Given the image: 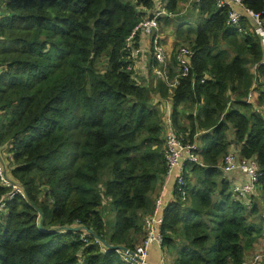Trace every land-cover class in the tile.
Listing matches in <instances>:
<instances>
[{"label":"trees","instance_id":"1","mask_svg":"<svg viewBox=\"0 0 264 264\" xmlns=\"http://www.w3.org/2000/svg\"><path fill=\"white\" fill-rule=\"evenodd\" d=\"M1 1L0 168L23 194L10 198L0 182V264H126L119 250L69 228L86 227L112 246L135 250L145 236L141 214L153 212L152 194L168 170L167 101L178 134L200 141L195 152L203 165L185 162V196L174 182L162 247L184 239L174 264H244L262 235L249 220L258 210L220 178L236 143L241 157L260 166L257 187L264 191L260 40L228 26V7L195 0L197 29L188 22L177 29L195 52L193 68L171 95L163 81L156 78L150 89L128 70L126 41L152 15L154 0ZM179 1L169 0L167 10L177 13ZM243 3L264 18V0ZM102 56L105 71L98 68ZM106 199L116 213L113 228L104 217Z\"/></svg>","mask_w":264,"mask_h":264},{"label":"built area","instance_id":"2","mask_svg":"<svg viewBox=\"0 0 264 264\" xmlns=\"http://www.w3.org/2000/svg\"><path fill=\"white\" fill-rule=\"evenodd\" d=\"M198 1V0H197ZM219 8L228 7L229 17L227 24L230 28L236 30L241 35L253 34L260 40L262 48V59L259 64L264 65V18L263 13H258L247 8L243 0H215ZM3 3L0 0V15ZM173 13L167 9L161 8L155 11L151 16L145 18L133 31L132 35L127 39L125 48L127 50V59L131 61L128 70L137 74L145 72L151 61L159 64L155 69L153 63V76L165 83L169 88L170 94H173L174 89L179 85L182 77H189L193 68L192 58L195 55L194 50L190 47L181 46L178 52L173 57V60H167L166 48L168 45L165 43L164 35L160 32V21L164 17H172ZM252 24V25H251ZM140 38H138V35ZM144 38L149 39V46L142 48L141 40ZM175 60V62H174ZM137 63H140V69L137 68ZM178 70H175V65ZM174 70L175 76H170V71ZM208 78V75L205 76ZM204 81V80H203ZM252 93L249 95L248 102H252ZM170 102L164 105L168 107ZM172 114H166L165 119V146L164 155L167 163L166 177H174L177 188L182 192L183 196L186 195L184 190L185 179V162L203 165L201 158L196 154L198 149L197 142H189L187 137L183 134H178L173 126ZM221 169L224 173H230L235 170L243 173L249 181L246 184H236L232 186L231 191L234 196L240 200L246 201L250 195L256 190V186L262 176L260 166L253 160L245 158L239 159L233 154L226 155ZM0 182L6 188H10L12 192L9 194L10 198L17 193L23 194L20 186L14 184L9 178L6 177L3 170L0 168ZM8 197V198H9ZM168 202L163 195L157 197L154 203L153 212L144 217V232L145 236L141 242L132 251L133 255L127 252L120 251L122 258L126 264H148L149 247L154 243H161L162 246V225L164 220L165 210ZM248 207L251 204L247 203ZM6 207L5 202L0 203V211ZM163 248V247H162ZM264 259V250L257 252L254 255L252 264L258 263ZM232 264V263H229Z\"/></svg>","mask_w":264,"mask_h":264},{"label":"rangeland","instance_id":"3","mask_svg":"<svg viewBox=\"0 0 264 264\" xmlns=\"http://www.w3.org/2000/svg\"><path fill=\"white\" fill-rule=\"evenodd\" d=\"M154 1H155V5H156L155 10H157V9L163 8L164 6L166 7L169 0H154ZM194 3H195V0H180L179 1V8L176 11L177 13H174V15H172V17H169V20H167L166 17H164L160 21V32L165 37V43L168 42L167 36H170L173 38V40L171 42L166 44V45H168V48H166V52H165L167 60H171V59L173 60V57L178 52L179 47H181V46H185V47H189V48L191 47L190 44L186 42V40H183L184 38L181 39L178 37L177 29L179 28L178 27L179 24L182 25V28H185V26H187L186 25L187 22L191 23V25L194 26L195 29H197L196 23H197V18H198V15H197L198 10L196 9V6L194 5ZM155 10H153V11H155ZM150 15L151 14L147 13L146 16H144V18H146L147 16H150ZM184 37H186V35ZM193 38H194V36L191 37L192 40H193ZM232 54H233V52H232ZM151 61L154 62L152 57H151ZM154 64H155V69H157L159 67V64H157L156 62H154ZM107 67H108V61H107L105 56H102V58L100 59V64L98 65V68L101 71H105L107 69ZM137 68L140 69V63H137ZM174 69L178 70L176 65H175ZM251 72L256 74L255 66L251 67ZM134 74L137 76V81H139L140 84L144 85L147 83L145 81V78L142 77L141 74H137V73H134ZM152 74L149 75V78L150 77L154 78V76ZM141 77H142V79H144V81L141 79ZM149 87H154L153 83L150 84ZM254 87H255V84L253 85V88ZM161 108H163V106ZM191 109H192V107H190L189 109H186V111L184 112V116H186V117L189 116L190 112L192 111ZM188 110H190V111H188ZM162 112H163V110H162ZM162 116H163V121H164V126H165V119H166L165 113H163ZM181 118L183 120H185L182 116H181ZM182 123L187 124V121H183ZM164 135H165V133H164ZM227 135H228V138L234 137L233 129H230L228 131ZM197 144L200 147V145H201L200 141L197 140ZM5 153L7 154L6 151H5ZM6 154H4V156H6ZM6 166L9 170L8 162H6ZM195 180H196V177L194 176L193 181H195ZM159 185H161V181H159V183H158V188H156V190H154L152 197H151L152 199L155 198V196L158 194ZM259 195H261L262 197H260ZM263 196H264V191L259 186L256 187V193L252 196V199H253V197H256L258 199V201H255V202H257V205H258V208H257L258 211L256 214H251L250 219H249L250 221H254V222L258 221L256 227L258 229H260L262 231V233H264V197ZM110 202H111V199H110V201L106 199L104 202L103 209L105 211L104 217L106 216L105 220L107 221L108 228H113V226L115 225V222H116V213H115L113 207L111 206ZM258 214H259V216L257 217ZM143 219L144 218H142V222H140V225H142V226H144V223H145V220L143 221ZM142 237H143V235L141 236V238ZM252 262H253V259H252L251 263ZM263 262H264V259L260 260L256 264H261Z\"/></svg>","mask_w":264,"mask_h":264},{"label":"crops","instance_id":"4","mask_svg":"<svg viewBox=\"0 0 264 264\" xmlns=\"http://www.w3.org/2000/svg\"><path fill=\"white\" fill-rule=\"evenodd\" d=\"M197 15H198V13H197ZM193 36H194V38H193V40H194L195 34ZM172 40H173L172 37L167 36L168 42L166 44H168ZM141 46H142V48H147L149 46V39L148 38L142 39L141 40ZM150 69H151V67H150ZM151 74L152 73L149 72V68L145 72L141 73V76L144 77L145 81L147 82L146 84H144V86L149 87L150 84H152V83H153V86L156 84V81H155L156 78L155 77L149 78V75H151ZM142 77H141V79H142ZM142 80L144 81V79H142ZM149 88L152 89L153 87H149ZM162 110H163V113H165V115L166 114H172V104H170L168 107L163 106ZM233 138L234 137L229 138V140H233ZM239 149H240V145H237L236 143H232V146L229 149L230 150L229 154H233V155L237 156L239 159H241L242 157L239 154V151H238ZM8 156H9V154H6V156H4V157H8ZM223 178L228 179L231 187L236 185V184H246L249 181L247 176H245L243 173H241L238 170H235V171L230 172V173H223L220 180ZM174 182H175L174 177H168V178L166 177L165 179L161 180V185H159V192L155 196V198H153L154 202L157 199V197H159L160 195H163L166 198V201L168 202V204L171 203L174 200V197H173V191L175 188ZM255 193H256V190L246 201H243L246 206H247V203H249V204H251V206L254 205L256 208H258L257 202H255V201H258V199L256 197H253V199H252V196ZM259 196L262 197L261 195H259ZM147 215L148 214H141L142 218H144ZM258 216H259V214L257 215V217ZM141 239L142 238H140L139 242L141 241ZM184 246H185L184 239L182 237L174 238V242H172V245L169 249L168 248H162L161 243H154L149 247L148 264H174L175 260H176L177 251H181ZM263 250H264V233H262L261 237L259 238V240L255 244V246L251 250H249L247 253H245L244 264H252L251 261H252L254 255L257 252H260ZM261 264H264V262Z\"/></svg>","mask_w":264,"mask_h":264},{"label":"water","instance_id":"5","mask_svg":"<svg viewBox=\"0 0 264 264\" xmlns=\"http://www.w3.org/2000/svg\"><path fill=\"white\" fill-rule=\"evenodd\" d=\"M71 231H78V230H84L86 232H88L89 234H91L97 241H99L103 246H105L106 248L109 249H116V250H121L124 252H127L130 255H133V252L131 250H129L127 247L125 246H112L110 245L106 240H104L101 236L97 235L92 229L86 228V227H81V228H69ZM61 231V228L58 229H54L52 231Z\"/></svg>","mask_w":264,"mask_h":264},{"label":"clouds","instance_id":"6","mask_svg":"<svg viewBox=\"0 0 264 264\" xmlns=\"http://www.w3.org/2000/svg\"><path fill=\"white\" fill-rule=\"evenodd\" d=\"M164 7H165V6H164ZM164 7H163V8H164ZM165 9H167V8L165 7ZM157 10H158V9H157ZM157 10H156V11H157ZM154 12H155V11H154ZM154 12H153V13H154ZM153 13H152V14H153ZM173 15H174V13H173ZM0 16H1V15H0ZM148 17H149V16H148ZM167 18H169V17H167ZM168 92H169V91H168ZM169 93H170V92H169ZM171 95H173V94H171ZM170 104H172V103L170 102ZM222 164H223V163H222ZM222 164H221V165H222ZM256 187H257V186H256ZM231 188H232V187H231ZM254 192H255V191H254ZM254 192H253V193H254ZM253 193H252V194H253ZM252 194H251V195H252ZM251 195H250V196H251ZM242 201H243V200H242ZM248 208H250V207H248ZM120 251H121V250H120Z\"/></svg>","mask_w":264,"mask_h":264}]
</instances>
